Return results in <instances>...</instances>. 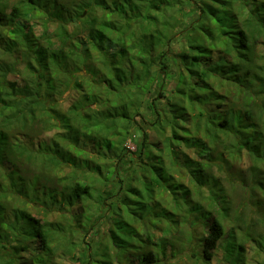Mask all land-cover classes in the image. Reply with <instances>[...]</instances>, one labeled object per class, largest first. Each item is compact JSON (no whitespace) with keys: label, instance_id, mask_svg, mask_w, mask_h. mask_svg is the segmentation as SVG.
<instances>
[{"label":"trees","instance_id":"obj_1","mask_svg":"<svg viewBox=\"0 0 264 264\" xmlns=\"http://www.w3.org/2000/svg\"><path fill=\"white\" fill-rule=\"evenodd\" d=\"M100 218L81 264H264V0H0V264Z\"/></svg>","mask_w":264,"mask_h":264},{"label":"rangeland","instance_id":"obj_2","mask_svg":"<svg viewBox=\"0 0 264 264\" xmlns=\"http://www.w3.org/2000/svg\"><path fill=\"white\" fill-rule=\"evenodd\" d=\"M11 1L13 2V0H11ZM163 85H164V87L162 86L163 93L165 95H168V96L171 95V89H172L173 85L170 82H168V84L167 83H163ZM77 96L78 95H75V96L71 95L67 99V101L63 104L64 109H68L69 106L73 103V101L77 98ZM143 99H144V97H143ZM142 100L139 99L138 102H137V105H139ZM143 109H144V105L141 106V111H143ZM140 113H142L143 115L148 114L145 111L140 112ZM140 116L142 117V115H140ZM138 119L141 120V118H138ZM150 119H151V117H150ZM141 124H142V126H144L146 124V120H142ZM131 128H132V131H133V127H131ZM132 131L130 132V136L127 138L124 146L128 147V149H130L131 151H135L136 150L135 143L137 141H139V135L135 132V130L133 132ZM53 133L52 132L48 133L47 136H51V135H53ZM150 133H151V135H150L151 141L152 142L157 141V138L154 135V133L152 131H150ZM85 149H87V148H85ZM186 151L190 155L194 156L192 150L186 149ZM69 170L70 169H65V172H69ZM182 180H183V182L185 184H190V182H189V180L187 178H183ZM240 199L241 198H237L236 199V203L238 201H240ZM167 200H170V199L167 198ZM92 202L94 203L93 211H95L96 207L98 206V203L97 204L95 203V199ZM40 215H42V214H40ZM57 215L58 214L56 213L55 215H53V217H50V219H54ZM97 215H99V214L95 215L96 219L98 218ZM104 223H105V220L100 218L99 221L96 223V225L93 226V228L90 230V235H89L90 238L88 236H86L85 238H79L78 243H77L76 246H72L71 248H69V250H66V249H64L62 251L60 250L58 255H57V257H56V262L55 263L56 264H81L80 261L81 260L83 261V260L86 259L85 258L86 257L85 256V251H86L85 247L87 246L86 245V243H87L86 241H91V243H93V242L95 243V242L101 240L103 237L105 239L106 236H104V235L115 236V234H112V233L108 232L109 228L106 227V225ZM254 233L256 235H258L260 233V231H259V229H257V227H256V229H254ZM117 240H118V242H117L118 244L117 245L124 244L122 239L117 238ZM26 264H32L31 258L26 257ZM212 264H218V263H217L216 260H213Z\"/></svg>","mask_w":264,"mask_h":264}]
</instances>
